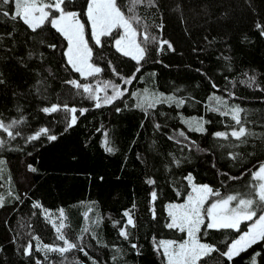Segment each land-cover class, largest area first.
<instances>
[{
  "label": "trees",
  "instance_id": "16d2710c",
  "mask_svg": "<svg viewBox=\"0 0 264 264\" xmlns=\"http://www.w3.org/2000/svg\"><path fill=\"white\" fill-rule=\"evenodd\" d=\"M119 3L128 14L131 0ZM0 7L12 12L14 0ZM68 10L84 13L86 0H70ZM135 12L141 17L138 26L144 31L146 25L157 37L139 64L118 53L111 37H102V46L90 42L91 63L102 69L98 80L123 91L99 107L83 88L66 83L90 80L67 64L62 55L67 42L50 24L33 32L22 21L0 16V120L21 121L11 129L20 133L15 139L0 130V195L5 197L0 264H165L154 241L186 239V233L165 225L170 222L166 206L182 203L191 192L188 174L221 196L251 191V173L264 164V35L257 27H264V0H154V6L145 0ZM81 22L90 40L86 15ZM160 41L172 47H161ZM133 93L174 101L141 108ZM213 96L226 104L210 100ZM178 100L184 103L177 106ZM52 105L58 106L56 112L42 111ZM65 105L76 109L71 127L73 113ZM234 107L242 110L240 124L232 118ZM193 118L205 121L204 132L184 122ZM240 127L245 136L232 137ZM41 128L47 133L28 139ZM218 131L227 139L215 137ZM61 210L65 237L77 245L63 262L37 251L54 245L51 223L61 218ZM125 212L134 226L127 225ZM251 223L242 222L241 228L247 231ZM121 229L128 239L119 235ZM203 232L201 242L221 251L238 236L230 229ZM29 245L32 255L25 256ZM256 252V264H264V241L232 261L216 252L198 264H250Z\"/></svg>",
  "mask_w": 264,
  "mask_h": 264
},
{
  "label": "snow or ice",
  "instance_id": "6c2138e0",
  "mask_svg": "<svg viewBox=\"0 0 264 264\" xmlns=\"http://www.w3.org/2000/svg\"><path fill=\"white\" fill-rule=\"evenodd\" d=\"M13 0H0V6L9 5ZM70 0H14L13 11L3 10L0 7V16L10 18L12 21H22L33 32L41 29L46 24H50L51 28L55 29L60 36L67 42L66 49L62 51V55L66 58L67 64L71 66L72 70L78 72L82 78L87 79L90 76L99 74L102 69L91 63L93 56V46L90 42H94V46H102V37H111L114 41L115 50L121 53L125 57H131L132 60L139 64L145 59L148 52V45L157 42V37L152 36L147 32V26H144V31H138V28L134 25L141 24V17L135 12L137 5H142L145 0H131V6L127 7V13L124 10V6L119 3V0H86V11L82 13L87 16V24L91 27L90 40L85 38L86 24L81 22V13L68 10V4ZM150 6H154V0H147ZM58 13V15H56ZM261 30V34L264 35V27L257 25ZM138 36H142V40L138 39ZM161 47L164 44H168L171 48V44L167 41L159 42ZM55 48L56 45H49ZM31 56V53L29 54ZM139 67L136 68V72H139ZM118 75V74H117ZM133 74V78H134ZM121 79H124L121 77ZM253 79V78H249ZM3 81H0L2 83ZM66 83L73 85L75 88H83V91L89 93V98L97 101L96 106H100L101 97L95 95L92 91V87L89 84H81L76 80H69ZM125 83H131V79H125ZM105 88L111 86L113 89V95L105 96L103 101L105 104L112 103L113 100L123 95L118 85H110V82H104ZM215 87V85H213ZM96 92L101 91L99 87L96 88ZM137 96V107L143 108L145 103L148 107H155L156 103L173 102L174 97L163 95L153 96L151 100L148 96ZM210 100H215L217 104H226L219 97H209ZM177 106L182 105L183 100L175 101ZM58 110L57 105L51 107H44L42 111L44 113H53ZM65 111L72 112L71 123L68 125L71 127L76 122L75 108H68L65 105ZM213 111H219L218 108L212 109ZM81 110V114H83ZM119 111V109H117ZM242 110L239 107H234L232 112V118L237 124H240L239 113ZM226 115L227 113H221ZM21 121L13 120L10 123H4L0 120V130L7 133L10 139H15V135H19L17 132L13 133L11 129ZM189 125L190 130L196 132H204V123L202 119L197 121L193 118L191 121H184ZM158 127V126H157ZM47 129L41 128L35 135L28 137L30 140L37 139L41 134H46ZM246 129L240 127L239 130H233L231 136L239 139L245 136ZM184 136V133H180ZM215 137H221L227 139L228 134L226 132L218 131L214 133ZM187 139V137H185ZM49 140H55L56 136L49 135ZM194 143V142H193ZM4 141L0 140V147H3ZM109 152L111 148L107 149ZM178 164L179 161H176ZM4 161L0 160V165H3ZM30 170L34 169L29 166ZM3 169L0 168V174ZM252 180L256 183L252 186L251 191L248 193L228 194L221 196L218 190H214L207 184L197 185L193 182V176L188 174L185 178L188 185L191 187V192L188 194L184 203L180 204H168V217L170 222L166 223V227L169 229H176L181 233L187 234V239H182L178 242L175 240H159L154 241L155 249L160 252L162 250V256L166 261V264H198L210 257L212 253L219 252L223 257H226L229 261H232L234 257L239 256L242 252L247 251L253 245L260 241H264V164H260L257 170L252 171ZM148 184H153L154 181L147 180ZM254 193V198H253ZM11 195V192L9 193ZM152 200L157 198L156 192L151 194ZM211 197H217L215 200H211ZM18 198V197H17ZM235 202V203H234ZM5 206V197L0 195V208ZM33 207H40L38 203H34ZM61 223L56 229L57 239L63 241V247H52L49 245H43L42 248H38L37 251H45V253L54 251L59 252L61 255L69 252L70 250L77 248V245L70 242L65 235L61 232V229L65 227L63 223V210H61ZM128 217L127 225L134 226V221L129 212L124 213ZM155 216V213H153ZM252 221L248 225L247 231L241 228L242 222ZM204 229L203 234L207 235V230H235L238 236L233 238L230 242L225 244L226 251H221L215 245L201 242V232ZM83 231L87 232L85 228ZM119 235L124 239H128L129 234L124 229H121ZM133 248L137 245L132 244ZM80 251H84L80 248ZM23 254L25 256L32 255V246L29 245L23 248ZM87 255V253H85ZM260 255L256 252L252 255L250 264H256V258ZM47 259V256L45 257ZM36 264H40V261H36ZM95 264V262H94Z\"/></svg>",
  "mask_w": 264,
  "mask_h": 264
},
{
  "label": "rangeland",
  "instance_id": "374dc122",
  "mask_svg": "<svg viewBox=\"0 0 264 264\" xmlns=\"http://www.w3.org/2000/svg\"><path fill=\"white\" fill-rule=\"evenodd\" d=\"M57 15H58V13H57ZM134 26H136V27L138 28V31L143 32V30H142L138 25H134ZM90 31H91V27H90ZM138 39H139V40H142L143 38H142V36H138ZM114 48H115V46H114ZM129 58H131V57H129ZM70 67H71V66H70ZM79 75H80V74H79ZM98 77H99V74L88 77L87 79H89L90 82L87 83V84H89V85L92 87V91H93V93H94L95 95H98L99 97H101V100H100L99 103H100V105H102V104H105L104 101H103V98H104L106 95H107V96H111V95H113V89H112L111 86L105 88V86H104V82H100V81L98 80ZM84 79H85V78H84ZM87 79H85V80H87ZM110 85H112V84H110ZM116 85H118V84H116ZM118 86H119V85H118ZM97 87H99V88L101 89V91L96 92L95 90H96ZM119 89H120L121 92H123L122 89L120 88V86H119ZM88 94H89V93H88ZM89 96H90V94H89ZM92 100H93L94 102L97 103L96 100H94V99H92ZM71 116H72V115H71ZM189 120H191V119H189ZM187 125H188V124H187ZM188 126H189V125H188ZM257 169H258V168H257ZM257 169H256V170H257ZM251 179H252V176H251ZM253 183L255 184L256 182L253 181ZM253 198H254V193H253ZM186 199H187V197H186ZM186 199H185V200H186ZM185 200H184V201H185ZM211 200H215V199H210V202H211ZM184 201H183L182 203H184ZM234 203H235V202H234ZM179 204H180V203H179ZM167 212H168V210H167ZM56 219H57V218L52 217V220H51V221L56 220ZM60 223H61V218H60V217L57 219L56 222H52V223H51L52 226H53V230H54L55 236H56V239H55V241H54V245H53L52 247H63V246H64V245H63V241H60V240L57 239V235H58V234H57L56 229L60 226ZM63 223H64V225H65V221H63ZM61 232L65 235V234H66V229H65V228L61 229ZM185 233H186V232H185ZM186 239H187V234H186ZM160 251L162 252V250H160ZM47 255L60 256V257H62V262H63V260L66 261V253H64L63 255H61L59 252L50 251V252H47ZM165 264H166V261H165Z\"/></svg>",
  "mask_w": 264,
  "mask_h": 264
}]
</instances>
